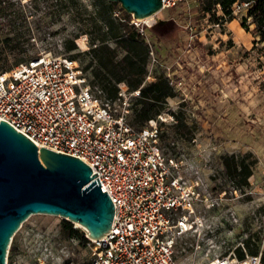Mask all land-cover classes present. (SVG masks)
Instances as JSON below:
<instances>
[{
	"label": "rangeland",
	"instance_id": "rangeland-1",
	"mask_svg": "<svg viewBox=\"0 0 264 264\" xmlns=\"http://www.w3.org/2000/svg\"><path fill=\"white\" fill-rule=\"evenodd\" d=\"M5 1L0 0V5H6ZM8 1L16 4L15 9L22 6V11L13 13L19 18L12 34L19 35L20 44L2 43L1 38L0 67L14 68L18 61L26 63L43 54L68 56L65 42L78 33L75 43L79 50H88L90 35L84 32L97 17L101 2L107 0H78L74 14L67 12L62 0ZM195 5V0L188 1V9ZM185 8L172 14V9H164L140 26L175 19L163 29L168 32L163 39L177 53L176 58H166L161 50L156 55L158 63L150 60L146 81H153L162 71L173 80V96L168 98L160 122L165 124L163 130L176 125L177 132L163 150L184 162L191 182L197 173L202 176L211 197L219 202L197 207L200 224H204L202 235L180 240L177 264H205L217 255L237 256V249L249 254L246 240L251 246L261 241L263 253L264 49L261 45L254 48L253 34L242 27L246 12L235 15L224 27L204 20L199 31L191 19L188 31L177 15ZM117 13L122 15L118 9ZM227 154L250 155L255 161L251 186L244 193L235 190L223 174L221 158ZM217 185H223L225 191L217 194L213 189ZM62 220L51 215L31 216L13 238L12 243L19 246L15 264H82L90 260L89 249L81 248L78 240L61 239ZM208 224L211 232H205Z\"/></svg>",
	"mask_w": 264,
	"mask_h": 264
},
{
	"label": "built area",
	"instance_id": "built-area-1",
	"mask_svg": "<svg viewBox=\"0 0 264 264\" xmlns=\"http://www.w3.org/2000/svg\"><path fill=\"white\" fill-rule=\"evenodd\" d=\"M183 1L162 0L163 10ZM248 7L247 2H237L233 13H245ZM143 21L131 20L145 35ZM150 60L158 63L151 44ZM138 96L140 90L128 92L120 84L116 101L102 100L80 63L67 56L43 54L0 72V120L24 133L39 149L83 160L97 173L94 180L99 178L102 191L114 204L111 230L88 244L91 264H177L180 240L202 235L204 224L197 207L219 204L202 176L197 173L191 182L184 162L161 147L163 114L142 129L129 123L132 99ZM211 231L208 224L205 232ZM205 264L263 261L262 253L243 259L217 255Z\"/></svg>",
	"mask_w": 264,
	"mask_h": 264
},
{
	"label": "trees",
	"instance_id": "trees-1",
	"mask_svg": "<svg viewBox=\"0 0 264 264\" xmlns=\"http://www.w3.org/2000/svg\"><path fill=\"white\" fill-rule=\"evenodd\" d=\"M188 1L185 0L172 9L171 14L176 12L179 7H186L183 11L177 13L184 30H191L189 22L194 20L198 28L204 20L219 26L234 20L233 6L237 2H247L249 7L245 15L242 16V27L253 34V47L258 45L264 49V0H195L196 5L188 9ZM6 5H0V42L13 46L19 45V35L12 34L17 29V20L19 18L13 13L22 11V6L15 9L16 4L11 1H5ZM63 6L67 12L73 14L77 9L78 0H62ZM2 3V1H1ZM122 15L116 16V10ZM132 17L124 12L117 3L103 1L97 12V17L90 27L84 32L90 35V48L86 51H80L75 40L78 34L65 42V52L67 57L77 60L87 73L89 83L97 96L102 100L116 101L119 98L120 84H125L128 92L140 90V96L132 99L129 123L136 129H142L149 121L158 119L168 109V98L173 96V87L169 83L166 73L163 71L155 77L153 81H146L148 67L150 64V44L156 47V55L164 50L166 58H176V52L172 51L169 43L163 39L167 31L163 29L175 19L171 18L162 24H156L153 27H145V35L131 22ZM186 25V26H185ZM186 27V28H185ZM188 27V29H187ZM149 35V36H148ZM150 40V43L147 40ZM178 45L176 50L178 52ZM22 63L18 61L17 64ZM16 64V65H17ZM14 66V65H13ZM0 67L1 71H7L13 68ZM165 71V70H164ZM176 118L178 114L172 113ZM165 124L159 123L160 144L163 148L167 140L177 132L176 125L167 127L163 130ZM223 174L227 177V182L232 183L235 190L245 192L251 185L250 178L253 175L255 161L250 160V155L238 156L236 154H227L221 158ZM217 194L225 191L223 185L213 187ZM61 239L78 240L81 248H87L90 240L85 232L80 228H75L73 223L62 220ZM260 240V239H259ZM249 248V254H245L241 249H237V257L245 258L246 255H258L261 249V241L251 246L250 240H246ZM19 253L17 243H12L8 264H15L16 255ZM264 264V252L262 253ZM82 264H91L90 260Z\"/></svg>",
	"mask_w": 264,
	"mask_h": 264
},
{
	"label": "water",
	"instance_id": "water-1",
	"mask_svg": "<svg viewBox=\"0 0 264 264\" xmlns=\"http://www.w3.org/2000/svg\"><path fill=\"white\" fill-rule=\"evenodd\" d=\"M107 1L141 21L163 10L162 0ZM95 176L80 158L39 149L24 133L0 120V264H8L14 236L33 215L78 224L89 240L107 235L114 204Z\"/></svg>",
	"mask_w": 264,
	"mask_h": 264
},
{
	"label": "bare ground",
	"instance_id": "bare-ground-1",
	"mask_svg": "<svg viewBox=\"0 0 264 264\" xmlns=\"http://www.w3.org/2000/svg\"><path fill=\"white\" fill-rule=\"evenodd\" d=\"M149 19V18H148Z\"/></svg>",
	"mask_w": 264,
	"mask_h": 264
}]
</instances>
